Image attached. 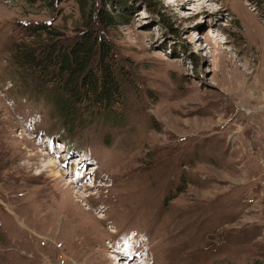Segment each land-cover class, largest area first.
<instances>
[{"label": "rangeland", "instance_id": "obj_1", "mask_svg": "<svg viewBox=\"0 0 264 264\" xmlns=\"http://www.w3.org/2000/svg\"><path fill=\"white\" fill-rule=\"evenodd\" d=\"M200 2L0 0V264H264V0ZM86 20L125 79L68 129L13 49Z\"/></svg>", "mask_w": 264, "mask_h": 264}, {"label": "trees", "instance_id": "obj_2", "mask_svg": "<svg viewBox=\"0 0 264 264\" xmlns=\"http://www.w3.org/2000/svg\"><path fill=\"white\" fill-rule=\"evenodd\" d=\"M99 14L101 25H110L112 18L106 11L101 8ZM93 26L86 20L79 35L62 42L55 40L57 34L48 24L32 25V35L46 41L42 48L21 42L13 49L18 64L23 65L29 77L37 78L27 81L31 91L44 97L53 116L68 129L101 113L110 114L107 117L114 120L113 105L121 93L120 79H125L122 70L112 62L111 38ZM44 31L45 36H41Z\"/></svg>", "mask_w": 264, "mask_h": 264}, {"label": "bare ground", "instance_id": "obj_3", "mask_svg": "<svg viewBox=\"0 0 264 264\" xmlns=\"http://www.w3.org/2000/svg\"><path fill=\"white\" fill-rule=\"evenodd\" d=\"M174 1H175V2H181V3L183 4V6H184L185 4L190 5L191 3H194V4H198V3H199V4H201V2H200L201 0H174ZM205 6H206V5H205ZM203 7H204V6H203ZM203 7H202V8H203ZM211 10H213V9L211 8ZM213 11H215V10H213ZM218 11H219V9H218ZM216 12H217V11H216ZM80 156H81V155H80ZM79 158H81L80 163H84V158H83V156H82V157H79ZM82 158H83V159H82ZM78 161H79V160H78ZM80 163H79V165H80ZM50 164H51L52 167H54V168H53V170H54V169H55L56 161L53 160V161H51ZM75 170H76V169H75ZM75 170L73 169L71 173H73V172L75 173ZM56 172H57V171H56ZM77 173H79V172H78V171L76 172V175H75V178H76V179L79 178V177H77ZM57 175L61 176V174L58 173V172H57ZM75 178H74V179H75ZM74 179H73V180H74ZM73 180H72V181H73ZM76 182H77V181H76ZM120 250L122 251V249H120ZM121 251H120V253H119V256H120V257H119V260H120V258H122V257L124 256V255L121 254ZM180 253H181V252H180ZM120 254H121V255H120ZM121 256H122V257H121ZM125 256H126V255H125ZM146 256L148 257V255H146ZM148 258H149V257H148ZM134 260H135V258H132V261H134ZM122 261H123V260H120L119 263L121 262L120 264H122ZM128 262H130L129 259H128ZM126 263H127V262H126ZM128 264H130V263H128ZM131 264H132V263H131ZM143 264H149V262H145V260H144Z\"/></svg>", "mask_w": 264, "mask_h": 264}]
</instances>
